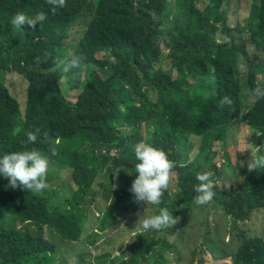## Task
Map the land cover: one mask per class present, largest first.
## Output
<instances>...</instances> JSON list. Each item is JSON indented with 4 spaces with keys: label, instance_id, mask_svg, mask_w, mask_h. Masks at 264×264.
I'll list each match as a JSON object with an SVG mask.
<instances>
[{
    "label": "trees",
    "instance_id": "16d2710c",
    "mask_svg": "<svg viewBox=\"0 0 264 264\" xmlns=\"http://www.w3.org/2000/svg\"><path fill=\"white\" fill-rule=\"evenodd\" d=\"M227 1L65 0L62 8H53L48 0H0V154L24 147L44 153L54 149L49 158L58 163L55 167L70 171L68 195L52 203L47 187L42 197L0 178V264H45L56 254V246L43 237L45 228L65 243L92 244L108 229L121 230L145 205L156 213L158 206L136 202L129 191L135 175L132 150L140 141L172 162L159 206H191L195 177L207 173L215 212L234 224L250 220L248 229L235 236L238 241L226 243H235L231 251L208 232L189 264H264V168L235 184L228 155H212L215 142L225 145L228 131L240 123L249 126L264 155V98L240 104L243 89L264 87L259 79L264 73V0L252 1L247 16L233 24L229 7L224 8ZM16 12H42L45 19L14 27L9 20ZM76 25L84 31L73 38ZM73 55L82 57L78 67L68 72L56 67ZM8 75L26 82L24 110L7 86ZM65 75L73 76L76 103L61 94ZM224 96L230 105H220ZM36 128L37 141L23 144L25 131ZM236 133L237 128L234 139ZM194 137L200 138L198 153L190 158L187 141ZM236 159L238 164L243 157ZM45 179L48 186L50 178ZM98 194L106 207L92 225L90 214L96 217L90 201ZM136 203L139 208L131 212ZM26 223L22 231L18 224ZM181 227L175 221L159 230L133 228L115 240L124 247L119 251L124 259L109 264H171L165 254L174 248ZM91 254L80 263L102 264Z\"/></svg>",
    "mask_w": 264,
    "mask_h": 264
},
{
    "label": "rangeland",
    "instance_id": "374dc122",
    "mask_svg": "<svg viewBox=\"0 0 264 264\" xmlns=\"http://www.w3.org/2000/svg\"><path fill=\"white\" fill-rule=\"evenodd\" d=\"M253 1L256 0H229L226 2L224 8H228L231 11L230 16V24H233L234 21L241 20L248 14V5L251 4ZM172 4V3H170ZM232 26V25H231ZM83 27L76 25L74 29L71 30L73 38L77 35L83 34ZM63 54L66 56V50H63ZM70 55V53H69ZM167 64H163V69H167ZM68 75V74H67ZM65 75L64 78L60 82V90L61 94L64 98L71 102L76 103L78 100L79 94L76 90H72L70 87V83L72 82L73 76ZM7 79V86L9 87L10 92L18 99L20 102L21 109H25L26 106V89L27 85L26 82H23L21 76L18 75H8ZM90 77L86 76L85 81L89 80ZM259 79L264 80V73L260 75ZM258 82V81H256ZM81 92V90H79ZM197 91L206 94V88H199ZM251 93L246 89H243V94L241 97L240 104L245 105L250 102ZM247 95L245 99L244 95ZM244 107V106H243ZM237 128L236 138L234 139L235 132ZM199 137H194L187 141V146L190 150L189 157L196 156L198 153L197 147L199 144ZM236 147V149H235ZM258 144H256V137L253 139L250 128L248 125L240 123L238 125L232 126V128L227 133V139L224 145V142L217 141L214 144L212 155L219 153L221 155H228L229 162L232 167H235L234 177L232 182L237 184L239 178L241 176H245L247 174H252L254 171L246 172V165L247 161L253 158V154L259 155L258 153ZM184 155H186L183 152ZM236 155H241L243 159L237 164ZM216 158V157H215ZM49 168L46 173V177L50 178L49 185L46 189V197L52 201H60L64 199L68 195L69 187H68V176H69V169L55 167L58 163L49 158ZM53 172L59 173L57 178L50 177ZM170 176L175 179L176 174L175 172H171ZM60 185V187H58ZM96 191L101 192V187L96 185ZM44 194V193H43ZM40 195L43 197L41 191ZM101 194L93 195V200L90 201V209L92 214L95 215L96 219H93L90 214V222L92 225L97 223V218L99 215L104 211L106 207V199ZM137 203L134 205V208L131 210L138 209ZM151 206L145 205L144 208H140L138 213L142 212L141 214H136L128 218L127 222L121 227V230L117 232H113L112 230H107L101 235L97 241L95 242L94 239L93 243H87L86 241H82L79 244H68L63 241H60L58 238L54 237V233L52 231L47 230L46 228L43 231V237L45 240L53 243L56 246V254L49 258V260L45 264H81L80 261L82 258H87L88 254L92 252L90 255L96 259H100L102 264H109L110 261L116 260V263L124 259L122 254L119 253L121 249L124 250V247H118L116 245L115 240H122L125 235H128V232L131 230L136 229L140 230L139 228L134 226L136 219H142L146 216L151 215L150 213ZM171 214L174 216L173 219L176 221L182 222V227L178 232L177 238L175 240L174 248L165 254L171 264H189L192 258L191 252L196 251L199 247L198 245L204 242L207 239L206 235L209 232L210 237L212 240H217V243L222 245L224 242V248L227 251H231L235 247V243H229L233 238L234 242L238 241V238L235 236L242 235L244 230H247L248 227L246 225L250 224V220L234 224L231 219L226 217L223 214H218L215 212L214 203L210 199L208 202L204 204H196L193 203L191 206H178L170 210ZM124 223V220L120 221L118 226ZM138 223V220L137 222ZM120 225V226H121ZM19 227H22V231L26 229L28 224H18ZM33 232V230H30ZM248 237L252 235V231L246 232ZM81 243H85L80 245ZM124 246V245H123ZM206 251V256L210 259L214 255L210 250L204 247ZM92 250V251H91ZM109 257H106V256ZM218 255V253H217ZM198 257V256H196ZM88 261V260H87ZM95 259L89 261L94 262Z\"/></svg>",
    "mask_w": 264,
    "mask_h": 264
},
{
    "label": "clouds",
    "instance_id": "9594fccd",
    "mask_svg": "<svg viewBox=\"0 0 264 264\" xmlns=\"http://www.w3.org/2000/svg\"><path fill=\"white\" fill-rule=\"evenodd\" d=\"M48 3L53 8H62L65 0H48ZM44 19L45 15L42 12L32 16L23 12H16L10 17L9 23L19 28L25 24L32 27ZM81 60L82 57L73 55L67 59V62L64 60L57 61L56 67L63 72H68L70 68L78 67ZM262 98H264V87H255L251 93L250 103L255 104L257 100ZM219 103L221 106L230 105L231 99L224 96ZM39 131L38 128L25 131V139L22 143L25 145L34 144L37 141ZM132 151L135 161L133 165L135 175L131 180L129 191L136 202L158 206L156 213L142 219L137 218L134 226L146 231L149 229L159 230L162 227L173 225L176 219H173L174 216L170 209L159 206L162 193L168 188L169 169L172 167V162L162 150L144 141L137 142ZM51 154H54V149H50L49 153H44L35 147H24L18 151L0 154V178H7L8 185L13 188L19 183L25 190L38 193L47 187L45 177ZM261 168H264V155L253 154V158L247 161V169L251 171ZM116 169L113 170V175H115ZM195 178L198 183L193 186L196 193L194 203L204 204L213 196V185L209 181L207 173H199ZM137 220L138 223H136Z\"/></svg>",
    "mask_w": 264,
    "mask_h": 264
}]
</instances>
